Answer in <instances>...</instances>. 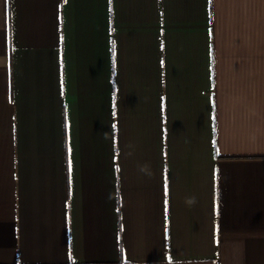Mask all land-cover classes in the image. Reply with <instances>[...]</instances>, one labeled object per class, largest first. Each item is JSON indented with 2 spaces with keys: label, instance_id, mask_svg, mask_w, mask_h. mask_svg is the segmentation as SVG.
Listing matches in <instances>:
<instances>
[{
  "label": "crops",
  "instance_id": "1",
  "mask_svg": "<svg viewBox=\"0 0 264 264\" xmlns=\"http://www.w3.org/2000/svg\"><path fill=\"white\" fill-rule=\"evenodd\" d=\"M0 264H264V0H0Z\"/></svg>",
  "mask_w": 264,
  "mask_h": 264
},
{
  "label": "snow or ice",
  "instance_id": "2",
  "mask_svg": "<svg viewBox=\"0 0 264 264\" xmlns=\"http://www.w3.org/2000/svg\"><path fill=\"white\" fill-rule=\"evenodd\" d=\"M213 144L215 146V141L213 142ZM71 154H72V149L69 146L68 147V161H67V168H68V175H69V183H71V175H72V171H73V162H72V159H71ZM217 154H218V149H217ZM116 171L118 172L119 171V168H117ZM168 192H169V189H168V184H167V180H166L165 181V184H164V195H165L166 198L168 196ZM164 203H165V212H167V206H168L167 199H165V202Z\"/></svg>",
  "mask_w": 264,
  "mask_h": 264
},
{
  "label": "clouds",
  "instance_id": "3",
  "mask_svg": "<svg viewBox=\"0 0 264 264\" xmlns=\"http://www.w3.org/2000/svg\"><path fill=\"white\" fill-rule=\"evenodd\" d=\"M140 171L141 172H146L147 171V169H146V166L145 167H142L141 169H140ZM150 174V173H149ZM195 202V198H191V199H189L188 200V203H194Z\"/></svg>",
  "mask_w": 264,
  "mask_h": 264
}]
</instances>
